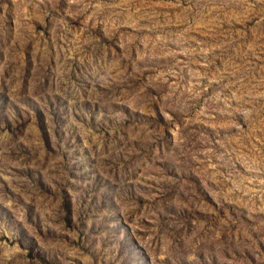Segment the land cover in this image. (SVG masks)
Wrapping results in <instances>:
<instances>
[{"label": "rangeland", "instance_id": "rangeland-1", "mask_svg": "<svg viewBox=\"0 0 264 264\" xmlns=\"http://www.w3.org/2000/svg\"><path fill=\"white\" fill-rule=\"evenodd\" d=\"M0 264H264V0H0Z\"/></svg>", "mask_w": 264, "mask_h": 264}]
</instances>
